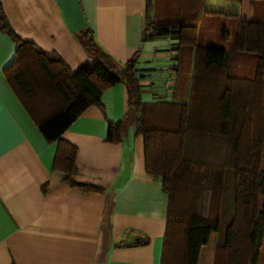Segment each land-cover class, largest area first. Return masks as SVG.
I'll list each match as a JSON object with an SVG mask.
<instances>
[{"label":"trees","instance_id":"trees-1","mask_svg":"<svg viewBox=\"0 0 264 264\" xmlns=\"http://www.w3.org/2000/svg\"><path fill=\"white\" fill-rule=\"evenodd\" d=\"M145 1L144 40H177L176 75L181 49L194 50L186 103L142 102L136 53L118 64L98 45L88 26L75 35L94 59L72 71L55 53L40 50L15 34L0 5V31L16 46L4 76L46 142H60L64 132L90 107H101L103 93L117 85L127 91V107L138 112L134 134L144 145L145 172L159 179L167 196L161 264H199L213 234V264H260L264 236V23L253 22L254 1L238 4L234 52L197 43L206 0H176L177 20L156 24L154 0ZM225 34L223 35V37ZM234 53L251 57L246 75L236 73ZM124 122H108L106 143L120 144ZM53 169L63 181L78 183L76 148L62 144Z\"/></svg>","mask_w":264,"mask_h":264},{"label":"crops","instance_id":"crops-1","mask_svg":"<svg viewBox=\"0 0 264 264\" xmlns=\"http://www.w3.org/2000/svg\"><path fill=\"white\" fill-rule=\"evenodd\" d=\"M79 2L96 42L116 63L138 54L142 102H166L152 101L151 94L160 90L164 97L168 72L177 64V40L143 39L145 1ZM0 5L17 36L55 53L70 70L94 63L68 30L56 0H0ZM204 11L200 24L226 22L234 20L238 4L206 0ZM200 32L199 25L198 45L210 47L200 44ZM224 34L231 38L226 27ZM15 50L0 31V264H161L168 198L160 180L146 175L143 139L134 134L137 113L127 107L125 86L105 91L101 107L88 108L60 142L48 143L4 76ZM119 121L122 142L106 143L108 122ZM62 144L76 148L74 180L101 192L72 187L53 169Z\"/></svg>","mask_w":264,"mask_h":264},{"label":"rangeland","instance_id":"rangeland-1","mask_svg":"<svg viewBox=\"0 0 264 264\" xmlns=\"http://www.w3.org/2000/svg\"><path fill=\"white\" fill-rule=\"evenodd\" d=\"M254 13L251 21L264 23V0L254 1ZM178 15V4L176 0H154V9L151 17L155 19L156 24L172 23L177 19ZM233 22V23H231ZM235 20H229L223 22L221 20L211 21L205 19L203 23L200 24V44H207L210 47H224L228 51L234 50L235 42ZM226 27L229 31L230 39L226 38V35L222 37L221 29ZM234 52V51H233ZM194 55V50L190 47H184L181 49V72L180 76H177L176 80V98L175 100L180 103H186L188 97L189 88V71L192 65V57ZM234 63L236 68V73L238 75H246L247 69L251 67V57L244 56V54L234 53ZM160 90L157 91V96L153 97L151 94L152 101H172V96L169 100L165 99L160 95ZM155 98V99H154ZM135 111V110H134ZM138 117V112L136 111ZM264 168V157L263 166ZM217 243L216 235L213 234L210 238L209 244L204 247L200 253L199 264H212L213 252ZM260 264H264V255L261 257Z\"/></svg>","mask_w":264,"mask_h":264},{"label":"water","instance_id":"water-1","mask_svg":"<svg viewBox=\"0 0 264 264\" xmlns=\"http://www.w3.org/2000/svg\"><path fill=\"white\" fill-rule=\"evenodd\" d=\"M68 30L72 33L87 27L79 0H56Z\"/></svg>","mask_w":264,"mask_h":264},{"label":"built area","instance_id":"built-area-1","mask_svg":"<svg viewBox=\"0 0 264 264\" xmlns=\"http://www.w3.org/2000/svg\"><path fill=\"white\" fill-rule=\"evenodd\" d=\"M177 75L176 71L172 67L169 72L166 79V82L163 86V92H164V98L169 100V98L172 96V93L174 91V87L176 85Z\"/></svg>","mask_w":264,"mask_h":264}]
</instances>
